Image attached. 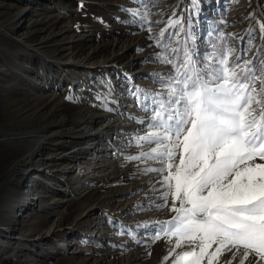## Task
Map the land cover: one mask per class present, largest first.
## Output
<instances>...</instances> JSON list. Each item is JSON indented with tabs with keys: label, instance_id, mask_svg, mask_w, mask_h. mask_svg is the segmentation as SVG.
Instances as JSON below:
<instances>
[{
	"label": "rangeland",
	"instance_id": "374dc122",
	"mask_svg": "<svg viewBox=\"0 0 264 264\" xmlns=\"http://www.w3.org/2000/svg\"><path fill=\"white\" fill-rule=\"evenodd\" d=\"M262 25L264 0H0V264H176L198 254V237L166 225L173 197L162 198L166 173L151 171L166 165L141 138L163 135L154 101H165V118L176 107L167 99L185 79L177 68L210 77L226 60L242 83L264 87L250 80L264 79ZM107 120L125 127L109 130L112 146L94 136L65 148ZM216 247L201 264H264Z\"/></svg>",
	"mask_w": 264,
	"mask_h": 264
},
{
	"label": "snow or ice",
	"instance_id": "6c2138e0",
	"mask_svg": "<svg viewBox=\"0 0 264 264\" xmlns=\"http://www.w3.org/2000/svg\"><path fill=\"white\" fill-rule=\"evenodd\" d=\"M185 55V65L192 64L191 56ZM162 59L172 63L166 56ZM220 63L224 65L220 74L210 77L188 73L187 68L181 73L177 68L176 73L185 79L173 82L182 87L172 86L167 99L168 105L176 107L165 118V101H154L159 110L154 112L152 126L163 129V135L154 131L141 138L157 143L152 149L156 155L150 158L159 156L166 165L151 171L166 173L163 183L169 191L162 198L167 201L172 195L171 210L177 213L166 222L173 229L171 234L198 237L201 242L198 254L184 252L176 264L188 256L195 257L190 264H201L214 244L217 256L225 249L238 252L243 248L245 259L251 252L258 262L264 260V163H249L264 161V101L257 99L264 96V87L258 91L254 83H242L226 60ZM243 71V79L248 80L247 73L253 69ZM250 80L264 85V79L254 72ZM161 231L168 234L165 227Z\"/></svg>",
	"mask_w": 264,
	"mask_h": 264
},
{
	"label": "bare ground",
	"instance_id": "6f19581e",
	"mask_svg": "<svg viewBox=\"0 0 264 264\" xmlns=\"http://www.w3.org/2000/svg\"><path fill=\"white\" fill-rule=\"evenodd\" d=\"M18 112V111H17ZM19 116V115H18ZM78 121V120H77ZM108 121V120H107ZM119 121H113L111 122V120H109L108 122H106V126L102 125L103 128H97V130L94 132V131H85L83 130L81 133H78V134H73V136H70L69 139L67 140L68 143L65 144V148L70 146L71 144H73L74 142H76L78 139H81V138H87V137H94L95 136V139H98V138H102L106 141L105 143V147H108V146H112L113 145V142L112 140L109 139V130L112 128V129H117L119 128L120 130L121 129H125L124 126L120 124H118ZM119 130V131H120ZM127 130V129H126ZM119 131H117L116 133H119ZM112 132V131H111ZM112 134V133H111ZM108 135V136H107ZM32 136V135H31ZM111 136V135H110ZM50 139V138H49ZM87 144V143H86ZM89 144V143H88ZM99 144L97 146H93V145H83L82 147L78 148L76 151H72V152H75V153H87L88 151H91V150H96L98 148ZM100 148V147H99ZM70 152V153H72ZM66 158V156H64L63 158L61 159H64ZM17 166V165H16ZM18 180V179H17Z\"/></svg>",
	"mask_w": 264,
	"mask_h": 264
}]
</instances>
